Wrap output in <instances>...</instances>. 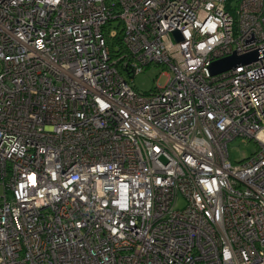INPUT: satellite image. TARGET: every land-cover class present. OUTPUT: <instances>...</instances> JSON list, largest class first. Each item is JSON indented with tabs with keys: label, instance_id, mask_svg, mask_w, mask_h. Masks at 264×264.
<instances>
[{
	"label": "built area",
	"instance_id": "obj_1",
	"mask_svg": "<svg viewBox=\"0 0 264 264\" xmlns=\"http://www.w3.org/2000/svg\"><path fill=\"white\" fill-rule=\"evenodd\" d=\"M0 190V264H264V0H0Z\"/></svg>",
	"mask_w": 264,
	"mask_h": 264
},
{
	"label": "rangeland",
	"instance_id": "obj_2",
	"mask_svg": "<svg viewBox=\"0 0 264 264\" xmlns=\"http://www.w3.org/2000/svg\"><path fill=\"white\" fill-rule=\"evenodd\" d=\"M165 70L166 68L161 65H149L136 74L130 83L138 90L146 92L154 88L157 83H163L166 80L167 76L161 74ZM256 148L257 146L250 140L243 142L236 139L229 144L230 158L232 161H238L244 156H249ZM1 195L2 191L0 190ZM178 204L182 205L183 201L180 200Z\"/></svg>",
	"mask_w": 264,
	"mask_h": 264
},
{
	"label": "water",
	"instance_id": "obj_3",
	"mask_svg": "<svg viewBox=\"0 0 264 264\" xmlns=\"http://www.w3.org/2000/svg\"><path fill=\"white\" fill-rule=\"evenodd\" d=\"M173 33L178 39H181V36L178 31H174ZM256 57H257L256 52H251L242 55H237L233 53L230 56L213 61L210 66V71L212 74H216L234 68L239 64L250 63L251 61L255 60Z\"/></svg>",
	"mask_w": 264,
	"mask_h": 264
},
{
	"label": "trees",
	"instance_id": "obj_4",
	"mask_svg": "<svg viewBox=\"0 0 264 264\" xmlns=\"http://www.w3.org/2000/svg\"><path fill=\"white\" fill-rule=\"evenodd\" d=\"M120 38H119V35H118V37L115 39V42H117V43H119L120 44ZM109 43H110V41H108ZM112 46V45H111Z\"/></svg>",
	"mask_w": 264,
	"mask_h": 264
}]
</instances>
